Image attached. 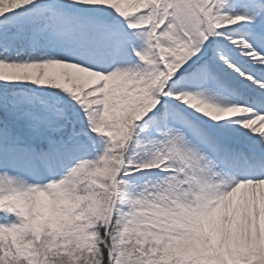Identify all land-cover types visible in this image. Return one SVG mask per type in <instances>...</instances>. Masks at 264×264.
<instances>
[{"label": "snow or ice", "instance_id": "snow-or-ice-1", "mask_svg": "<svg viewBox=\"0 0 264 264\" xmlns=\"http://www.w3.org/2000/svg\"><path fill=\"white\" fill-rule=\"evenodd\" d=\"M0 264H264V0H0Z\"/></svg>", "mask_w": 264, "mask_h": 264}]
</instances>
